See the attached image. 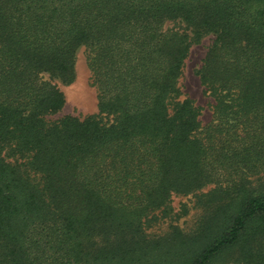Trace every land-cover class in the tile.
Masks as SVG:
<instances>
[{"label":"trees","instance_id":"16d2710c","mask_svg":"<svg viewBox=\"0 0 264 264\" xmlns=\"http://www.w3.org/2000/svg\"><path fill=\"white\" fill-rule=\"evenodd\" d=\"M205 36L202 127L178 82ZM81 48L97 113L51 120ZM261 170L264 0H0V264H264ZM207 186L193 230L146 233Z\"/></svg>","mask_w":264,"mask_h":264},{"label":"rangeland","instance_id":"374dc122","mask_svg":"<svg viewBox=\"0 0 264 264\" xmlns=\"http://www.w3.org/2000/svg\"><path fill=\"white\" fill-rule=\"evenodd\" d=\"M182 28V25L165 24V28ZM190 35V33L188 32ZM213 36H205L200 41L193 43L189 49L188 57L184 61L182 74L178 85L182 93V98H188L199 108V122L202 127L207 126L212 121L213 99L205 92L201 86L197 71L201 66L202 59L208 46L212 43ZM75 81L71 85H63L58 81L52 83L57 86L64 95L65 105L59 114L51 117V120L63 116H74L83 118L97 113L96 92L91 85L90 72L86 65V50L81 48L76 54ZM251 182L248 189L264 190V170L248 178ZM222 188L229 186L223 185ZM215 186H207L197 195H173L170 199L169 209L165 213L155 212L151 222L145 225V231L150 236H163L170 230L171 226H176L183 232H190L196 226L200 215L205 211L209 195ZM217 189V188H216ZM151 215V216H152ZM232 254L230 257H234Z\"/></svg>","mask_w":264,"mask_h":264}]
</instances>
